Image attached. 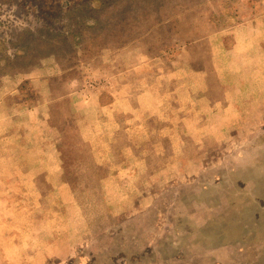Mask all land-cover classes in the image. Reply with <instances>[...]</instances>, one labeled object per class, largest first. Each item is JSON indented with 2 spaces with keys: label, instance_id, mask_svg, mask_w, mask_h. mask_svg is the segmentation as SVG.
<instances>
[{
  "label": "rangeland",
  "instance_id": "rangeland-1",
  "mask_svg": "<svg viewBox=\"0 0 264 264\" xmlns=\"http://www.w3.org/2000/svg\"><path fill=\"white\" fill-rule=\"evenodd\" d=\"M257 1L0 0V264H264V106L198 121L197 137L141 139L81 124L69 96L117 87L69 70L99 52L173 55L215 24L252 19ZM174 117L150 130L189 129Z\"/></svg>",
  "mask_w": 264,
  "mask_h": 264
},
{
  "label": "crops",
  "instance_id": "crops-1",
  "mask_svg": "<svg viewBox=\"0 0 264 264\" xmlns=\"http://www.w3.org/2000/svg\"><path fill=\"white\" fill-rule=\"evenodd\" d=\"M242 5L245 6L238 4V8ZM252 9V19H241L232 25L229 22L215 24L210 32L196 35L180 45V50L173 55L171 51L162 50L157 54L147 51V55L142 53L140 56L138 47L125 46L99 52L98 62L88 61L83 66L70 68V71L85 67V71L92 69L94 73H109L117 83L114 90L99 92L87 101L82 96V88L69 94L73 104L82 111L81 124L89 120L100 125L110 121L115 127L113 136L123 134L129 138L197 137L200 131L198 121L211 126L208 122L213 121L218 113L231 112L234 108L238 110L242 105H252L253 102L261 112L264 106V0L257 1ZM250 23L255 29L252 34L243 31ZM229 36H232V44L227 40ZM202 53L206 58L204 62L200 60ZM249 56L253 58L249 61L252 66L247 75L245 63ZM169 106H173L172 110H168ZM167 114L173 117L177 114L173 120L189 121V129L177 128L176 132L173 130L167 134L161 124L150 130L148 122H164ZM223 119H237V113ZM123 122L125 129L118 132ZM192 123H195L193 128ZM134 124L136 128L133 129ZM208 126L206 129L213 134ZM82 130L84 135L92 133L89 127ZM104 135L97 133L102 138ZM116 143L112 139L110 145L113 147ZM134 147L137 146H131L130 151L134 152ZM93 149L103 151L95 146ZM148 152L145 150V154Z\"/></svg>",
  "mask_w": 264,
  "mask_h": 264
}]
</instances>
